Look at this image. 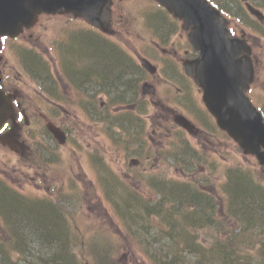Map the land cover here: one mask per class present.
<instances>
[{
    "label": "rangeland",
    "instance_id": "rangeland-1",
    "mask_svg": "<svg viewBox=\"0 0 264 264\" xmlns=\"http://www.w3.org/2000/svg\"><path fill=\"white\" fill-rule=\"evenodd\" d=\"M118 1L120 2L121 5H123V3L125 4V2H126V0H123V1L118 0ZM133 3L134 4L132 5V10L134 8H137V9L145 8V6H147V5L152 7L149 0H134ZM66 18L67 17H64L62 15L51 16L50 18L49 17L46 18L47 24H44V25H47L46 29L49 31V33H54L55 31H58L59 25L63 24L64 20ZM41 35H43L46 39L49 36V34H45V33H41ZM23 36H21V37H23ZM30 37H32V36L31 35L29 36V33H28V35H25L26 39H29L31 41H33V39H35L37 41L36 43L39 46L37 50L44 52L46 56L51 55L52 57L57 58V56H56L57 54L51 53L47 49L42 48V46H44V43L41 44L43 37L40 38L39 36H36V37H39V39L35 38V37H32V39H31ZM45 38H43V41H45ZM64 39H66V37L62 36L63 43L65 41H67ZM21 41L23 42L22 38H21ZM55 46H56V44H55ZM52 60H54V59H52ZM55 60H57V59H55ZM153 111H154V109H152V112ZM33 127L34 126H32V128H31L32 132L34 131ZM117 130L121 131V132H125V129L117 128ZM86 134L87 133L85 132V133H83L82 136H85ZM86 138H89V134L86 135ZM121 138H122V141H128L127 135L126 136L121 135ZM168 138L169 137L165 136L164 141H167ZM122 141H121V143H122ZM174 141L179 143L178 139L174 138ZM157 142H158V140H157ZM116 144H117L116 142L113 143L110 140H106L105 145H107L108 147H110L109 145H111V149L110 150L107 149L108 150L107 152H105L106 150L104 148L102 150L101 149L98 150L95 153V154H98V153L100 154L99 157H97V158H101L102 154H104V159L106 161L107 157L112 158L115 156V154H113L114 151L116 152V155H117L118 152H120V151L115 148ZM131 145H132V143H131ZM135 146H136V142H135ZM70 151L71 150L69 149V147H63L62 149L57 151L56 156H54L53 158H50L48 160L51 162V164H55V165L59 166L60 168L62 167L63 172L61 174L62 177L61 178L58 177L59 179H57L56 175H55V179H54L53 175H51V172L50 173L48 172V174H50V175L48 177L49 182H48L47 186L50 184L51 181L57 182L58 186L61 185L62 182L64 183V185H61V186L64 187L63 191L70 198L68 199V197L67 198L63 197V199L61 200V206L60 207H61V209H63V208L67 209V211L70 209L72 210L69 214L71 216V220H73L74 228L76 226H78V228L82 231L81 233L78 232L80 235V240L78 242H80V243H78L77 248H82L81 247V243H82L81 240L83 239V237H85L86 242L87 241L90 242L93 236L95 238H97L98 236L99 237L102 236L103 231L101 229H99L98 225H99V222H101V220L104 221L105 219L98 216L99 212L101 211L99 209V207L91 205V204H94L97 202V200H96L97 197L99 199H101L99 196V195H101V191H100L101 189H99V195H97L95 197L94 194L92 193L90 185H86V183L83 184L81 180H78L80 178L79 172L81 171V166L78 164L77 161H80L81 154H78V153L76 154L73 150L71 151L72 152V154H71ZM169 154L171 156L175 155V153L173 151H169ZM19 155L20 154H18L17 152H13L11 150L9 151L7 149L6 145H2L0 143V174H1L0 178H4V179L6 178V180L8 179L9 182L13 183V185H15L19 188H23V189L25 188L26 195H28V194L40 195L41 191L39 190V185H38L37 180H36V177H37V176H35L36 173L34 172V170L24 172L20 169V168L26 167V166L22 163H19ZM241 157L251 161L250 158H247L244 156H241ZM162 161H163V159H161L160 161H158V160L155 161L156 165L154 166V168L159 169L161 172H164L166 169V166H164V165L166 163L162 162ZM120 162L118 161V163H120ZM111 165H115L116 168H118L117 165L114 164V162L111 163ZM91 168L92 167L90 166V169ZM90 169L87 168V170H90ZM177 173H178V171L176 170L175 176ZM72 175H76V179L79 181V183L75 184L78 187L74 188L73 194H71V192L69 191L70 189H73V188L66 184L67 179ZM131 183L135 186L134 179L131 180ZM83 185H85V186L83 187ZM62 187H59V189L62 190ZM35 188H37L38 190H36ZM49 194H50V192H49ZM61 194L62 193H60V195ZM32 229H33V225H29V226H26V229H24L22 232L18 231V235L21 238V244L22 245L19 244V249L16 250L17 264H23V262L25 264H33L32 262L36 260L35 257H39L38 255L33 254V249H35V248L39 249L38 246L42 247L43 244H41V242L37 236L41 233H39L38 229H36L35 231H33ZM153 233L154 234L158 233V229L155 228ZM210 235H213V233H210ZM74 236H75V233H74ZM15 238L17 241L16 235H15ZM24 240H25V245L23 244ZM50 241H55L56 243H59V240H56V239H53ZM123 242L127 246L126 241L124 240ZM58 247H60V245H57V244L51 245L49 243H46V245L43 248V250H44L43 254L49 255V256L51 254L54 255V252H57L59 250ZM236 249L239 250L240 247L236 246ZM115 252H116L115 257L132 256V255H128V254L121 256L118 248L116 249ZM89 258H90L89 259L90 261H94L96 263L97 260L93 259L91 255H89ZM128 259H130V258H128ZM118 260H119L120 264L125 263L124 262L125 258H122V260L118 258ZM129 263L132 264L131 262H129ZM138 264H140V263H138Z\"/></svg>",
    "mask_w": 264,
    "mask_h": 264
},
{
    "label": "water",
    "instance_id": "water-1",
    "mask_svg": "<svg viewBox=\"0 0 264 264\" xmlns=\"http://www.w3.org/2000/svg\"><path fill=\"white\" fill-rule=\"evenodd\" d=\"M20 1V3H19ZM102 2H110L109 0H101ZM165 3H168L167 6L170 7L171 10H175L176 15L184 16L189 23L194 24V42L196 43H206L210 41V39L215 41L214 46L217 44H222L220 48V51H223V49L226 47L225 45V37L227 36V31L223 29L221 24V19L218 18L217 12L210 8L206 0H162ZM76 2L79 3V6L83 13H86L84 7H87L88 4H92L93 0H74L72 4L70 3V0H0V15L6 13V18L12 17H18L20 13L27 12L29 16H34L36 12H39L42 10L41 8L44 7L51 10L59 9V6H67L70 7L72 5H75ZM97 3V1H96ZM18 19V18H17ZM15 20V18H14ZM3 22V20H0V25ZM217 29L219 31V35L221 37V40H218V35H214L213 31ZM217 39V40H216ZM224 43V44H223ZM213 49V48H212ZM207 50V49H206ZM214 50V49H213ZM206 52H204L205 54ZM207 54H218L215 51L213 53L207 52ZM201 66H203V75H201V82L204 84V87L208 88V82L209 77H207V74H209L212 71H216L220 69L221 71H225L227 69V65H222L220 62L218 64L211 66V68H208L206 65H204L203 61H200L199 63ZM210 69V70H209ZM216 74V73H215ZM226 76V75H225ZM227 78V77H226ZM215 81V80H214ZM221 90H223V95H221L222 101H220V109L216 107V111H219L220 122L222 124L228 123L229 118H238V120L230 121L231 124L236 125H242L243 123H250L248 126L255 127V124H261V120L256 113L254 109H252L249 105H247V100L245 98H241V111L236 112L234 108L238 107L237 100L229 102L225 101V90L226 85L220 84L219 85ZM217 89V87H215ZM224 88V89H223ZM228 94L231 95V92H228ZM214 106V104H213ZM215 107V106H214ZM6 114H10L11 110L9 106L6 107ZM218 109V110H217ZM249 114V116H247ZM2 120V118H1ZM258 126V127H259ZM261 127V126H260ZM243 128L241 129V133ZM258 133V132H257Z\"/></svg>",
    "mask_w": 264,
    "mask_h": 264
},
{
    "label": "trees",
    "instance_id": "trees-1",
    "mask_svg": "<svg viewBox=\"0 0 264 264\" xmlns=\"http://www.w3.org/2000/svg\"><path fill=\"white\" fill-rule=\"evenodd\" d=\"M12 199H14V198H12ZM16 200V199H15ZM17 201V200H16ZM16 201H14V200H12V205H11V209L12 210H16L18 207H19V203L18 202H16ZM14 211H13V213H14ZM11 212V214H12V211H10ZM16 212V211H15ZM16 214H19V215H21V213L17 210V213ZM24 215H26V216H29V215H32V216H36V215H38V212L36 211V210H33V211H31V212H29V213H23ZM35 220H33L32 219V223L31 224H33V229H37V228H40V226H39V224H35ZM41 230V229H40ZM41 237H44L43 236V234H41ZM40 237V238H41ZM41 239H43V238H41ZM45 242V241H44ZM9 253V252H8ZM6 259H7V261L9 260H11V258L8 256V254H7V256H6Z\"/></svg>",
    "mask_w": 264,
    "mask_h": 264
},
{
    "label": "bare ground",
    "instance_id": "bare-ground-1",
    "mask_svg": "<svg viewBox=\"0 0 264 264\" xmlns=\"http://www.w3.org/2000/svg\"><path fill=\"white\" fill-rule=\"evenodd\" d=\"M17 210L21 213V216H23L24 218L25 217H29V216H32V215H29V216H26V215H24L23 213H29V212H31V211H27V210H25L23 207H21V206H19L18 208H17ZM64 263H69L68 261H65Z\"/></svg>",
    "mask_w": 264,
    "mask_h": 264
},
{
    "label": "flooded vegetation",
    "instance_id": "flooded-vegetation-1",
    "mask_svg": "<svg viewBox=\"0 0 264 264\" xmlns=\"http://www.w3.org/2000/svg\"><path fill=\"white\" fill-rule=\"evenodd\" d=\"M249 17H253L252 15H250V13H248Z\"/></svg>",
    "mask_w": 264,
    "mask_h": 264
}]
</instances>
